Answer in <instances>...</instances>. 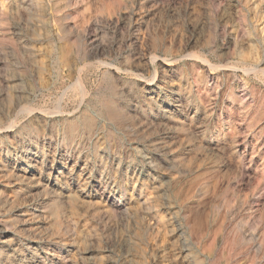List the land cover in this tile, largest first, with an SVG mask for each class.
Returning <instances> with one entry per match:
<instances>
[{"label":"rangeland","instance_id":"obj_1","mask_svg":"<svg viewBox=\"0 0 264 264\" xmlns=\"http://www.w3.org/2000/svg\"><path fill=\"white\" fill-rule=\"evenodd\" d=\"M251 65L264 0H0V264H264Z\"/></svg>","mask_w":264,"mask_h":264},{"label":"bare ground","instance_id":"obj_2","mask_svg":"<svg viewBox=\"0 0 264 264\" xmlns=\"http://www.w3.org/2000/svg\"><path fill=\"white\" fill-rule=\"evenodd\" d=\"M189 53V52H188ZM187 54V53H186ZM192 55V54H191ZM186 56H188V54L187 55H184V56H182V57H186ZM194 57L195 58H197V59H199L201 62H203V64L205 65H208V66H210L211 68H213L214 66L212 65V63H210L204 56H202V55H200V54H195L194 53ZM152 58V62H153V64L157 61V57L155 56H153V57H151ZM192 58V57H191ZM166 60H168V61H172L171 59H166ZM199 62V61H198ZM165 63V62H164ZM163 63V64H164ZM167 65V64H166ZM169 65V64H168ZM168 67V66H167ZM233 67V66H232ZM247 67V66H246ZM243 69V68H242ZM246 69H248V71L250 70V71H254L256 74H260V75H262L263 77H264V68H261V67H258V66H254V65H251V66H248ZM262 77V78H263ZM77 82H79V85H80V89H81V91H82V93H83V95H87V88H86V86H85V84H84V82H83V80H82V77L80 76L79 78H78V81ZM76 85H78V84H76ZM145 87H146V85H145ZM171 92V91H170ZM153 98V97H152ZM60 107V106H59ZM22 110V109H21ZM192 113V112H191ZM47 120V119H46ZM87 120V119H86ZM48 122V121H47ZM8 132V131H7ZM37 154V153H36ZM34 159V158H33ZM33 162V161H32ZM63 166V165H62ZM43 172V171H42ZM38 175V174H37ZM57 175V174H56ZM59 176V175H58ZM53 177V176H52ZM72 179V178H71ZM15 185V184H14ZM17 185V184H16ZM37 189V188H36ZM86 191V190H85ZM85 198V197H84ZM110 202V201H109ZM116 207V206H115ZM18 211V210H17ZM12 213V212H11ZM3 234V233H2ZM8 235V234H7ZM6 240V239H5Z\"/></svg>","mask_w":264,"mask_h":264}]
</instances>
